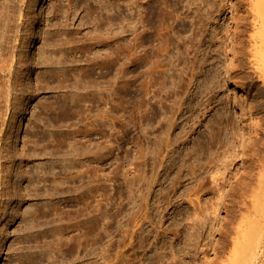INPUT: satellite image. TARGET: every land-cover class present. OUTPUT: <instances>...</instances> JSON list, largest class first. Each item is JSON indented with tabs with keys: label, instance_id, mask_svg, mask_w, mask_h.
<instances>
[{
	"label": "rangeland",
	"instance_id": "obj_1",
	"mask_svg": "<svg viewBox=\"0 0 264 264\" xmlns=\"http://www.w3.org/2000/svg\"><path fill=\"white\" fill-rule=\"evenodd\" d=\"M248 1L31 2L29 60L60 3L67 38L79 39L65 48L83 53L77 65H31L28 104L14 120L5 112L0 160L11 187L0 206V264L238 261L237 236L225 233L252 211L249 141L264 119Z\"/></svg>",
	"mask_w": 264,
	"mask_h": 264
},
{
	"label": "bare ground",
	"instance_id": "obj_2",
	"mask_svg": "<svg viewBox=\"0 0 264 264\" xmlns=\"http://www.w3.org/2000/svg\"><path fill=\"white\" fill-rule=\"evenodd\" d=\"M32 1L33 0H0V142L2 141V137H3L2 136L3 127L4 125H6V121H7V119H4L5 112L7 114L8 112L13 111L11 119L14 120L15 117L20 113L21 104L24 103V101L26 102L28 95L31 93L33 94L34 92V91L31 92L30 87H28L30 86L29 83H27V85H24L27 76L30 77V72L32 70L31 65H35V66L69 65L70 63H75V65H77V63H79L81 59L80 56L83 53L82 51H81L82 53L80 51H77L79 48L81 49V46H79V48L77 47L78 48L77 49L75 47V44L73 46L74 49H77L76 50L77 52L74 50L76 53L75 52L71 53L73 49V47L71 46H70L71 51H68V49H66L71 43L70 39L72 40V38L74 37H72L73 35L71 34L72 38L71 37L70 39L67 38V35L70 33V32L66 33L65 26L67 24L65 23L66 25L64 26L62 25V23H64L62 22V20H64L65 22L67 21L64 19L66 13L62 8V4L59 2L60 4H58L57 6L55 5L52 8V11H50L51 13L49 12V15L51 14L50 19L48 18L49 26L48 24L45 25L48 26L49 27L48 29L50 30L49 33L47 34L45 32V35L48 38L43 34L44 35L43 37L47 38V40L43 38L45 43L43 44L41 43L42 47L41 48L39 47L40 49L38 51L39 53L38 54L36 53L37 57L35 56L36 59L34 58L35 62L34 60L32 61V59L29 60L30 57L28 58L26 56L27 54L25 53V50H27L28 45H30L31 42L35 43L34 41L35 38H32V40L30 38L31 35L36 34V32L32 34L34 19L32 20L29 17V15L31 14V13L29 14V11L31 9ZM160 2L161 0H156V4L157 6L159 5V7H160ZM248 4L253 18L250 61L252 63L251 65H253L252 68L254 69L255 73L259 74L264 84V0H249ZM157 6L156 8H158L159 10V7ZM68 12L69 11H67V14ZM54 20L56 22H54ZM46 29L47 28L43 30L45 31ZM40 32L42 34V29H40ZM77 37H75L74 39L78 41L79 39ZM94 39H96L97 41L99 38H94ZM65 40L66 42L69 40L70 43L69 41L67 42L68 44L65 43L64 42ZM75 42H73L72 40V44ZM65 46L67 47L65 48ZM56 47H58L59 49H57ZM123 49L126 52L128 50V46L124 45ZM82 50L86 52L85 49ZM123 60L124 61H122L123 62L122 65H125L127 62L126 58ZM49 73L50 75H53L52 71L48 72L47 74ZM59 75L62 76L63 74L60 73ZM45 76L46 74L43 75L38 74L36 79L39 88L36 86L35 89L39 90L41 88L42 84L46 80V79L44 80ZM28 100H27V104L29 102ZM206 108L207 107H204V110ZM205 112L203 115H205ZM221 126L222 127L220 129L224 130V133H226L225 134L226 141H230V139L232 138V137L230 138V136L231 135L234 136L235 134L233 133L235 125L230 115L226 114L225 119L223 120ZM250 140L251 142L249 141V145L251 148H253L252 149L253 164L257 172V175H255L256 190L252 197V211L249 212L250 216L243 217L241 223H239V226L236 227L230 226L231 227L230 230L225 233V234L234 233L237 236L231 240V244L233 245V248L231 249L232 255H234L233 256L234 258L236 256V258L238 259L237 262L236 259H234L235 260L233 261L234 264L235 263L264 264V119L257 121V123L253 125V137ZM34 152L35 151L33 150V152L31 151L30 154ZM24 153L23 154L28 157L27 158L25 156L27 159H29L30 156L34 157L33 154L32 155L28 154L29 151H26ZM2 159L8 161L7 157H2ZM4 166H5L4 163H1L0 160V206H1V202L3 203L2 199L4 195H6V190H8L11 187L10 186L11 177L10 179H8L9 178L8 174L6 173L7 176L5 175L6 171L4 169L6 168ZM35 169L37 170L36 172L44 171L42 170V168L39 167L38 169L37 168ZM32 172L34 175V171ZM29 173L32 175L31 172ZM22 174L21 177H24L25 175ZM32 176H29L30 183L28 182V184H31L32 182L33 183L36 182L35 181L36 176L35 175L33 177ZM27 177H28V173H27ZM1 186L3 187L1 188ZM32 186L34 185L32 184ZM11 199L12 198L10 197V199H8L7 202L10 203L12 201ZM229 248H230V244L228 247V244L223 240L219 247V252L221 254L222 253L226 254L229 251ZM209 264H216V262L215 261L209 262Z\"/></svg>",
	"mask_w": 264,
	"mask_h": 264
}]
</instances>
